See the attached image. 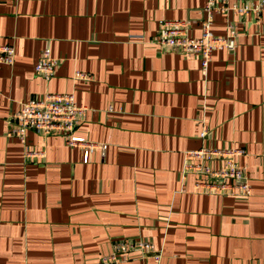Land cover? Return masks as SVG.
I'll use <instances>...</instances> for the list:
<instances>
[{"label": "crops", "instance_id": "crops-1", "mask_svg": "<svg viewBox=\"0 0 264 264\" xmlns=\"http://www.w3.org/2000/svg\"><path fill=\"white\" fill-rule=\"evenodd\" d=\"M206 0H0V264H103L118 241H147L117 264H264V13L238 23L234 51L202 58L160 50L162 22L202 32ZM60 64L35 73L44 49ZM77 72L89 74L78 79ZM73 94L88 108L75 137L29 131L43 159L10 134L21 104ZM205 129L206 136L203 137ZM241 148L249 198L198 194L181 178L184 153ZM116 264V263H115Z\"/></svg>", "mask_w": 264, "mask_h": 264}, {"label": "built area", "instance_id": "built-area-1", "mask_svg": "<svg viewBox=\"0 0 264 264\" xmlns=\"http://www.w3.org/2000/svg\"><path fill=\"white\" fill-rule=\"evenodd\" d=\"M230 13L245 21V18H259L264 13V0H207L202 9L199 37L190 35V25L185 21L162 22L159 33V44L164 51L181 52L183 54H198L202 57V66L206 70L217 50L234 51L239 35L238 23L227 20L224 35H216L213 31L214 18L218 14L230 17ZM15 58V48L10 45H0V64L11 65ZM60 64L58 58L52 55L50 48L42 51L35 66V73L49 81ZM89 75V74H88ZM85 73L77 72L78 79H87ZM88 108L78 104L73 94L47 93L39 98L23 102L18 111L11 116L10 134L25 146V159L34 161L43 159V151L31 149L28 145L29 131L48 138L63 137L70 147L82 148L90 152L95 145L80 141L75 137L76 128L86 117ZM207 129L202 134L206 136ZM245 155L241 148L215 149L204 147L196 151L184 153V164L181 178L185 181L194 177V191L198 194L220 195L249 198L252 195L250 176L245 165L238 159ZM131 251H139L142 258L153 252V245L147 241H118L114 243L113 252L101 257L103 264H117L123 261ZM153 264H165L160 256H152Z\"/></svg>", "mask_w": 264, "mask_h": 264}, {"label": "rangeland", "instance_id": "rangeland-1", "mask_svg": "<svg viewBox=\"0 0 264 264\" xmlns=\"http://www.w3.org/2000/svg\"><path fill=\"white\" fill-rule=\"evenodd\" d=\"M206 3H207V0H206ZM206 6V4L204 5V7ZM203 7V8H204ZM230 16H231V20H235V17L232 15V13H230ZM155 43L157 44V46L159 47V49L160 50H162V48H161V46H160V44H159V35L156 37V41H155ZM171 52H173V51H171ZM175 53H181V52H175ZM187 55H194V56H199L200 57V59L202 58L201 57V55H198V54H187ZM237 197H239V196H237ZM241 198H244V197H241ZM111 254V253H110Z\"/></svg>", "mask_w": 264, "mask_h": 264}]
</instances>
